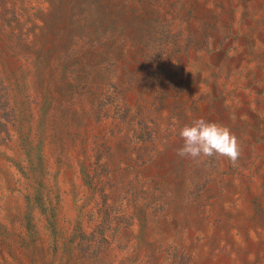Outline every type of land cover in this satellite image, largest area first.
Wrapping results in <instances>:
<instances>
[{"label": "rangeland", "instance_id": "rangeland-1", "mask_svg": "<svg viewBox=\"0 0 264 264\" xmlns=\"http://www.w3.org/2000/svg\"><path fill=\"white\" fill-rule=\"evenodd\" d=\"M263 107L264 0H0V264H264Z\"/></svg>", "mask_w": 264, "mask_h": 264}, {"label": "clouds", "instance_id": "clouds-1", "mask_svg": "<svg viewBox=\"0 0 264 264\" xmlns=\"http://www.w3.org/2000/svg\"><path fill=\"white\" fill-rule=\"evenodd\" d=\"M183 144L175 150V155L202 163L205 158H225L236 165L241 155L238 138L231 130L216 122L203 118L185 125L179 132Z\"/></svg>", "mask_w": 264, "mask_h": 264}, {"label": "bare ground", "instance_id": "bare-ground-1", "mask_svg": "<svg viewBox=\"0 0 264 264\" xmlns=\"http://www.w3.org/2000/svg\"><path fill=\"white\" fill-rule=\"evenodd\" d=\"M252 75V74H251ZM250 81V80H249ZM248 84V83H247ZM263 87V86H262ZM257 90V89H256ZM258 92V91H257ZM241 93V92H240ZM243 94V93H242ZM246 95V94H245ZM249 96V95H248ZM242 98V97H241ZM245 98V97H244ZM246 98H248V97H246ZM245 98V99H246ZM256 99V98H255ZM262 104V103H261ZM244 106V105H243ZM240 108V107H239ZM249 108V107H248ZM264 108V107H263ZM248 112V111H247ZM248 113H250V112H248ZM243 114V113H242ZM258 114V113H257ZM260 114V113H259ZM259 116V115H258ZM239 117H241V116H239ZM257 118V117H256ZM251 122V121H250ZM262 123V122H261ZM255 124V123H254ZM263 125V124H262Z\"/></svg>", "mask_w": 264, "mask_h": 264}]
</instances>
